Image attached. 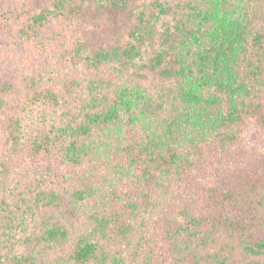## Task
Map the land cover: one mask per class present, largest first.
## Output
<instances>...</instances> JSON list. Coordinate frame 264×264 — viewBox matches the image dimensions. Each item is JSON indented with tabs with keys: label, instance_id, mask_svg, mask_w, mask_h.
<instances>
[{
	"label": "trees",
	"instance_id": "1",
	"mask_svg": "<svg viewBox=\"0 0 264 264\" xmlns=\"http://www.w3.org/2000/svg\"><path fill=\"white\" fill-rule=\"evenodd\" d=\"M0 264H264V0H0Z\"/></svg>",
	"mask_w": 264,
	"mask_h": 264
},
{
	"label": "rangeland",
	"instance_id": "2",
	"mask_svg": "<svg viewBox=\"0 0 264 264\" xmlns=\"http://www.w3.org/2000/svg\"><path fill=\"white\" fill-rule=\"evenodd\" d=\"M251 136H252L253 139H255L258 136V133H257V131L255 129H253Z\"/></svg>",
	"mask_w": 264,
	"mask_h": 264
}]
</instances>
